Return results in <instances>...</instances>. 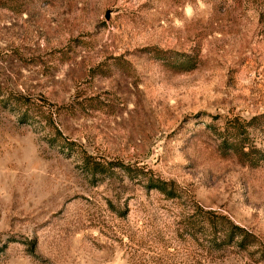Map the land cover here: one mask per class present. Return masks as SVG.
Wrapping results in <instances>:
<instances>
[{"label": "rangeland", "instance_id": "obj_1", "mask_svg": "<svg viewBox=\"0 0 264 264\" xmlns=\"http://www.w3.org/2000/svg\"><path fill=\"white\" fill-rule=\"evenodd\" d=\"M263 113L264 0H0V264H264Z\"/></svg>", "mask_w": 264, "mask_h": 264}, {"label": "trees", "instance_id": "obj_2", "mask_svg": "<svg viewBox=\"0 0 264 264\" xmlns=\"http://www.w3.org/2000/svg\"><path fill=\"white\" fill-rule=\"evenodd\" d=\"M259 116L253 115L249 119H243V121H239V120L233 121V123H232V129H233L232 135H230L227 138H224L225 141H227L229 143V145H230L229 147H232L235 144H239L238 146H239L240 150L242 151V153L244 155L246 154L248 157L247 159H249L248 161H253L252 163H257V161H259V160H264V151L260 148L253 146V145H251L250 149H248V150L243 149L242 145H246L245 144L246 142L244 140V137L246 136V134L243 133L245 131L242 128L246 129V127L254 126L259 122H264V113L261 114V116H263V118L261 120H260ZM262 130L264 131V126L262 127ZM153 187H157L159 189L165 190L166 189V183L161 179H157L156 182L153 184ZM235 227L240 228L239 226H236V225H235ZM232 233L234 234V231H229V233H228L229 236ZM247 233L248 232H245L243 234V236L247 235Z\"/></svg>", "mask_w": 264, "mask_h": 264}]
</instances>
